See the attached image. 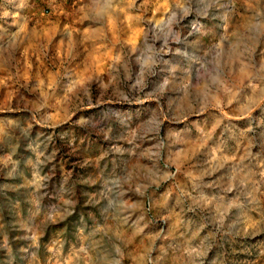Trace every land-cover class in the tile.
Masks as SVG:
<instances>
[{
  "label": "rangeland",
  "instance_id": "obj_1",
  "mask_svg": "<svg viewBox=\"0 0 264 264\" xmlns=\"http://www.w3.org/2000/svg\"><path fill=\"white\" fill-rule=\"evenodd\" d=\"M0 264H264V0H0Z\"/></svg>",
  "mask_w": 264,
  "mask_h": 264
}]
</instances>
